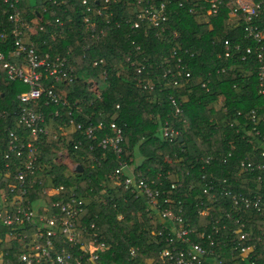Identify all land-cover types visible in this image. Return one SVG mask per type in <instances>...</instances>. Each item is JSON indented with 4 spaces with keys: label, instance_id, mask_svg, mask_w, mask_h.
<instances>
[{
    "label": "trees",
    "instance_id": "1",
    "mask_svg": "<svg viewBox=\"0 0 264 264\" xmlns=\"http://www.w3.org/2000/svg\"><path fill=\"white\" fill-rule=\"evenodd\" d=\"M88 1L95 7L103 2ZM154 1L169 4L163 33L144 25L134 30L125 24V19L134 21L138 9L134 0H118V4L111 5L113 17L105 34L92 42L82 23L86 11L77 0H19L16 9L22 19L32 27L43 26L35 34L23 31L25 42L40 57L58 55L74 68L72 85L64 81L42 82L44 88L68 104V107L52 104L44 107L46 99H41L47 126L50 119L54 129L69 119L85 126L100 122L105 125L95 134V140L80 133L63 132H58L56 140L48 135L39 137L36 145L40 170L28 175L22 186L28 203L44 202L51 208L53 203L66 200L71 194L78 195L86 204L77 214L76 227L79 231L86 229L89 235L96 234L98 242L106 245L101 264H168L160 259V253L180 246L166 241L169 228L165 222L149 209L144 197L132 194V188L124 190L123 186L114 185L108 178L119 162L132 166L139 155L142 163L134 169L137 178L155 181V187H162L165 197L175 201L172 208L181 203L184 217L191 222L195 243L210 249L213 241V249L223 264H264V209L236 213L230 197L218 190L216 202L207 205V215H197L198 203L207 198L202 189L209 183L224 187L225 181L232 195L261 196L264 201V170L238 173L240 163L248 156L254 165L264 164L261 157L264 100L258 93L257 80L260 64L254 54L246 55L244 61L241 59L247 48L256 50L257 45L245 38L242 22L238 25L230 18L231 0H222L225 5L215 15L206 14L209 0ZM251 1L264 4V0ZM11 13V8L0 0V53L4 55L14 49V25L8 19ZM256 20L261 25L264 12ZM98 30L102 28L96 26L93 32ZM86 40L89 49H84ZM225 42L229 43L228 50ZM236 44L240 45V51H235ZM141 67L144 69L138 73ZM167 67H180L184 74H190V79L176 88L164 86L163 72ZM137 80L149 81L155 90H144ZM91 83L96 84L97 92L93 93ZM26 90L27 86L21 82L10 81L0 66V188L3 191L10 186L21 187L14 177L23 173L24 168L8 150V134L15 132L21 141L28 137L27 131L18 125L23 105L17 97ZM169 96L180 104V115L175 114ZM252 111L258 118L256 124L250 121ZM56 112L60 118L54 117ZM109 123H115L123 133L120 160L98 147L109 134ZM164 123L179 129L181 136L173 141L164 139L160 132ZM78 143L80 146L75 149ZM6 153L10 156L8 160L4 159ZM58 154L75 160L77 171L69 173L67 165L59 162ZM209 158L213 161L206 164ZM7 164L10 170L5 168ZM172 185L177 187L175 191L170 189ZM59 187L64 192L54 196L43 193L44 189ZM160 202L158 210L165 207L162 199ZM20 231L23 235L32 233L30 229ZM243 233L248 234L249 242L242 244L254 247L247 261L235 250L240 249L239 236ZM15 234L12 229L0 228V255L9 253L13 258L23 253L24 241ZM132 250H137L135 257L130 256Z\"/></svg>",
    "mask_w": 264,
    "mask_h": 264
},
{
    "label": "built area",
    "instance_id": "2",
    "mask_svg": "<svg viewBox=\"0 0 264 264\" xmlns=\"http://www.w3.org/2000/svg\"><path fill=\"white\" fill-rule=\"evenodd\" d=\"M50 1V0H48ZM77 2L85 9L86 13L82 18V23L89 32V40L92 42L99 39V36L105 34L107 26L110 25L113 13L110 11L111 5L119 3L118 0H103L98 7L89 5L88 0H77ZM11 8L12 13L8 19L14 25L12 35L14 36V49L8 55L0 53V66L7 73L10 81H19L27 86V90L22 92L18 97V101L23 105L19 116L18 125L25 129L28 133L26 141H21V137L11 131L8 134V150L20 160V165L24 168L23 173H19L14 179L21 187L10 186L7 191L0 188V228L7 227L17 232L15 236L23 240V253L11 257L9 253L0 255V264H101V255L107 251L104 243H99L96 234L89 235L86 229L79 231L76 227V219L78 212L82 211V207L86 201L78 195L71 194L66 200L55 202L51 208L47 203L41 202L35 205H30L27 200V193L24 187L28 175H32L35 170H40L38 160L37 145L40 136L48 135L46 114L42 107L52 104L56 107L65 106L61 96L53 94L50 90L43 87V80L64 81L68 85L73 84V67L68 64L66 58L56 56L51 58L50 55L40 57L34 48L25 42L23 31L30 34H35L43 30V26H39L35 31L33 27L22 19L19 9L16 7L19 0H3ZM135 7L138 9L135 14L134 21L125 19V24H130L134 30L139 29L142 25L148 29L153 28L163 33L168 22V5L167 3L154 0H134ZM225 5L222 0H209L207 15H215L220 7ZM181 6V5H179ZM229 16L231 19L242 22L245 38L253 41L257 48L256 50L250 47L246 49L245 55H242V61L246 60V55L254 54L256 61L260 64L257 70L258 93L264 100V22L261 25L257 24V17L264 12L263 3L246 2L244 0H231L229 3ZM191 12V11H190ZM90 16V17H89ZM58 25H61L59 20H56ZM119 26L118 22H114ZM99 26L102 30L93 32V29ZM225 50H228L229 43L225 42ZM85 48L89 49L90 44L87 40L84 42ZM235 51H240V45H235ZM229 55L227 54L226 57ZM130 61V59H128ZM102 63V62H100ZM131 66H134L131 63ZM174 69L167 67L163 72L164 86L178 87L182 81L190 79V74H184L180 67ZM144 68L141 67L138 73ZM138 84H143V89L154 91L155 86L149 81L137 80ZM94 84L91 83V87ZM204 87V85H203ZM45 97V103L41 104V99ZM168 101L175 109V114L180 115V104L173 96L168 97ZM80 113V111H78ZM55 118H60L58 112L54 114ZM250 121L253 124L258 122L257 115L254 111L251 112ZM52 120L49 124L52 126ZM54 124V123H53ZM60 132L67 135L80 133L81 136L90 140H95V134L102 128H105L103 122L96 125L89 124L88 126L82 123L75 122L74 119H69L66 124L57 126ZM109 134L105 135L99 142L98 147L106 152H112L117 160L121 159L123 149L121 144L123 141L122 130L115 124L107 125ZM161 136L164 139L173 141L181 136L179 129L173 128L164 123L161 127ZM80 146V143L75 145V149ZM230 156V155H229ZM9 154H5L4 159H9ZM104 157V154L101 158ZM264 158V152L261 153ZM94 161H97L93 158ZM216 160V159H215ZM213 161V158L206 160V164ZM225 159L222 163H225ZM10 170V166H5ZM258 169L263 171L264 164L254 165L252 158L248 156L245 161L239 165L238 173L252 171ZM109 180L114 185L123 186L124 190L132 188L131 193L144 197L149 209L154 210L158 214L162 222L169 228L166 241L170 245H179L164 249L160 253V259L168 264H204L206 261L210 264H223L221 256L215 252L213 247L215 243L210 242V249H205L201 245L192 240L194 231L190 227V220L184 217L183 208L180 202L176 203V207H171L175 201L171 197H165L166 193L162 187H155L156 182L146 181L142 178H137L132 166L124 162H119V167L115 169ZM124 178V179H123ZM159 179V178H157ZM224 187H215L213 184H207L203 189V194L207 197L206 201L199 202L197 215L204 217L207 215L209 208L208 204H213L217 200V191H222L224 196H229L232 201V207L236 213H240L247 209L260 210L264 209V201L262 197H242L232 195L230 187L223 181ZM177 187L172 185L170 189L173 191ZM18 190V192H16ZM64 192L63 187L57 189H44L43 193L48 196H54ZM165 205L160 209V200ZM12 208L11 211L9 208ZM227 219L230 215L227 214ZM121 216L118 217V220ZM92 228V226H91ZM30 229L31 234H22ZM20 231V232H19ZM217 233V232H216ZM11 236H14L11 233ZM249 242L248 234H240L239 255L243 261L251 258L254 247L242 243ZM239 246V245H238ZM137 250L130 252L131 257H135ZM3 255V256H2ZM251 255V256H250ZM255 264V262H250Z\"/></svg>",
    "mask_w": 264,
    "mask_h": 264
},
{
    "label": "rangeland",
    "instance_id": "3",
    "mask_svg": "<svg viewBox=\"0 0 264 264\" xmlns=\"http://www.w3.org/2000/svg\"><path fill=\"white\" fill-rule=\"evenodd\" d=\"M35 24H37L38 22L37 21H34ZM38 27V26H37ZM36 26L33 27V30L35 31L37 29ZM34 33V32H33ZM32 33V34H33ZM74 69V68H73ZM96 84L92 87V91L93 93L94 92H97V89H96ZM96 94V93H95ZM48 128V136L49 138L53 139V140H56V138H58L59 136V133L60 132L58 130V127L57 128H53L51 127V125L49 124V127ZM58 157H59V162L61 163H65L67 165V167L69 168V173L73 174L75 171H77L78 169V165H77V162L71 158H68V157H64L62 156V154H58ZM142 163V158L137 155L136 156V161L134 162V164L132 165L133 169H135L136 166H139L140 164ZM45 166V164H44Z\"/></svg>",
    "mask_w": 264,
    "mask_h": 264
},
{
    "label": "crops",
    "instance_id": "4",
    "mask_svg": "<svg viewBox=\"0 0 264 264\" xmlns=\"http://www.w3.org/2000/svg\"><path fill=\"white\" fill-rule=\"evenodd\" d=\"M244 1H246V2H252L251 0H244Z\"/></svg>",
    "mask_w": 264,
    "mask_h": 264
}]
</instances>
